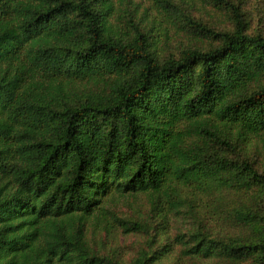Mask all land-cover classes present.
I'll list each match as a JSON object with an SVG mask.
<instances>
[{"label":"trees","instance_id":"1","mask_svg":"<svg viewBox=\"0 0 264 264\" xmlns=\"http://www.w3.org/2000/svg\"><path fill=\"white\" fill-rule=\"evenodd\" d=\"M213 2L233 29L188 16L185 37L217 43L160 59L148 33L114 34V0H0V264H123L97 234L136 194L151 217L117 221L155 223L157 251L131 264H159L185 217L205 228L178 233L187 255L264 264V174L245 158L264 142V35L235 1Z\"/></svg>","mask_w":264,"mask_h":264},{"label":"rangeland","instance_id":"2","mask_svg":"<svg viewBox=\"0 0 264 264\" xmlns=\"http://www.w3.org/2000/svg\"><path fill=\"white\" fill-rule=\"evenodd\" d=\"M114 1L115 12L110 17V25L113 27L114 34L127 39L134 38L138 31L148 33L151 36L155 53L160 59L170 56L178 57L183 48L190 45L199 49H206L217 43L214 40L207 39V41L200 42L185 37L181 29H190V23L186 19L188 16L216 30L233 29L227 12L219 9L213 0H170L172 4H168L164 0ZM233 1L241 6L247 21L251 24L250 31L264 35V0ZM141 20H144L143 24ZM64 87L65 89L68 87L66 80H64ZM255 146L258 147L252 148L245 158L250 160L259 172L264 174V142L257 143ZM0 188L7 189L8 184L1 181ZM253 190L255 197L252 201L257 200L258 204L256 203L255 209L260 212L262 205H264V185L253 187ZM244 198L249 200L247 195L239 199L245 201ZM198 208L203 212L205 211L200 206ZM109 209L111 213L108 220L104 221V225L108 229L97 234L100 239H103L100 246L102 257H110L123 264H131L141 251L148 253L157 251V246L152 242L153 239H156V231L152 228L155 223H152V226L146 230L142 227V230L135 229L128 232L117 221V219H123L128 223L145 224L142 217H151L149 213L151 205L146 195L136 194L118 197L113 204L109 205ZM196 222L197 220H194L193 217H185L179 221L174 219L170 222L163 241H168L173 248L159 264H216L212 258L187 255L184 247L186 244L177 239L178 233H186V239L192 241V233L198 229L205 230V228H199L198 222ZM104 225H101V228H105ZM112 225L114 227L111 228ZM133 225L136 224H130V227ZM221 228L224 229L227 236H238L242 233L240 228L226 222L222 223ZM247 264H254V262L250 260Z\"/></svg>","mask_w":264,"mask_h":264}]
</instances>
